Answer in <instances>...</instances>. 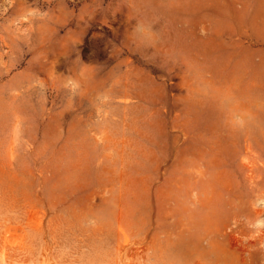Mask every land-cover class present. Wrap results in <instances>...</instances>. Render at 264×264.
<instances>
[{"label":"rangeland","instance_id":"374dc122","mask_svg":"<svg viewBox=\"0 0 264 264\" xmlns=\"http://www.w3.org/2000/svg\"><path fill=\"white\" fill-rule=\"evenodd\" d=\"M0 264H264V0H0Z\"/></svg>","mask_w":264,"mask_h":264}]
</instances>
